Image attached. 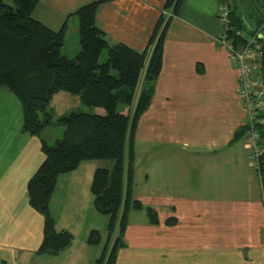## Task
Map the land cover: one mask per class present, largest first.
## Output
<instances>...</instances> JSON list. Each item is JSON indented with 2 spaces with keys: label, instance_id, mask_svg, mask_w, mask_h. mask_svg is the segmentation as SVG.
<instances>
[{
  "label": "crops",
  "instance_id": "crops-1",
  "mask_svg": "<svg viewBox=\"0 0 264 264\" xmlns=\"http://www.w3.org/2000/svg\"><path fill=\"white\" fill-rule=\"evenodd\" d=\"M95 1H100L95 11V25L105 34L108 45L122 43L138 52L146 48L157 20L167 11L164 9L167 0H39L32 17L55 31L65 25L66 35L70 22L74 23L75 30L78 26L75 11ZM218 7L219 0H182L165 34L162 65L155 83L152 106L155 103H166L169 107L181 104L191 96L189 90L192 87L201 89V96L208 92L216 95L220 89L222 94L226 87L232 89L235 69L227 51L219 47L216 41L221 31ZM67 46L64 40L61 51L69 57L79 51L76 36L74 45ZM191 100L186 103L191 104ZM15 102L14 114L19 117L16 124L21 127L23 111L20 102ZM185 111L191 112L192 109L186 108ZM145 115L148 118L149 111ZM187 116L185 119L191 117ZM18 135L28 141L24 153L12 163L0 158V264H96L107 237L100 253L96 249H89L88 246L96 248L94 245L85 243H71L55 254L40 250L44 218L29 205L26 185L45 156L39 138L31 137L21 129ZM97 167L89 168L87 165L86 180L89 186ZM78 168L57 177L49 202L54 227L57 231L65 230L74 236L73 228L86 222L83 233L98 230L101 240V231L104 227L107 229V220L98 217L94 205V211L86 209L89 213L78 211L76 214L62 210V200L66 199L67 193H79L84 186L78 176L71 175ZM154 178L151 176L147 186L143 184L136 161L133 198L144 207L154 209L159 223L150 224L142 209L131 210L123 237L125 245L117 251L114 264H264L263 243H218L221 238L217 235H214L215 243L203 240V227L199 221L201 212L194 211L191 217L187 215L189 211L186 212L176 203L169 207L173 201L171 199L185 198V186L177 193L162 189V196L151 198L153 186L150 183ZM180 190H183V194ZM213 190L215 199L216 188ZM65 213L69 218L74 216L72 222L75 224L67 222L62 215ZM6 215H11V218ZM168 217H175L176 223L166 225ZM249 229L250 225L247 224L246 231Z\"/></svg>",
  "mask_w": 264,
  "mask_h": 264
},
{
  "label": "trees",
  "instance_id": "trees-1",
  "mask_svg": "<svg viewBox=\"0 0 264 264\" xmlns=\"http://www.w3.org/2000/svg\"><path fill=\"white\" fill-rule=\"evenodd\" d=\"M38 1L0 0V88L19 100L22 130L40 137L45 156L27 183L28 202L44 218L40 250L58 253L72 238L68 231L55 229L49 210L59 174L73 170L84 160H109L110 166L95 168L90 188L95 209L107 216L108 239L96 264H114L117 251L125 245L123 237L131 210L145 209L151 223L159 222L154 209L145 208L133 198L134 139L137 120L153 97L166 31L182 0L166 1L164 9L173 5L174 15L165 21L161 14L142 52L122 43L108 45L94 21L100 1L79 7L74 14L79 20L80 48L71 57L61 51L66 26L55 31L32 17ZM229 18L228 25L235 32L249 30L233 9ZM258 22L261 25L262 21ZM259 41L264 65V38ZM104 50L106 58L100 63ZM139 85L140 91L136 93ZM59 91L77 95L94 110L71 111L59 118L58 123L64 127L62 136L49 145L41 134L52 122L47 108ZM245 127L235 132L234 139ZM262 186L264 190V179ZM174 223L175 218L166 219V224ZM88 241L99 243L98 230L89 232Z\"/></svg>",
  "mask_w": 264,
  "mask_h": 264
},
{
  "label": "rangeland",
  "instance_id": "rangeland-1",
  "mask_svg": "<svg viewBox=\"0 0 264 264\" xmlns=\"http://www.w3.org/2000/svg\"><path fill=\"white\" fill-rule=\"evenodd\" d=\"M229 2L231 9L235 10L245 27L255 28L263 25L255 19V14L258 13L259 7L263 6L264 0H229ZM166 10L163 15L165 20L167 16L170 18L174 15L173 5ZM217 18L222 26L219 7ZM75 21L78 25L77 17ZM73 26L74 23L70 22L65 35L67 47L74 45L75 36L79 42L78 26L76 30ZM260 32L264 36V28ZM225 50L227 51L226 47ZM105 58L106 50L102 52L99 62H104ZM229 58H231L230 54ZM231 63L235 69H233L235 71L233 87L232 89L226 87L222 94L220 89L216 95L208 92L201 96L199 95L201 89L192 87L189 90V95L192 97L188 96V99L181 104H173L169 107L166 103H155L152 106L151 100L150 110L148 107L142 112L136 123L134 171L137 161L143 184L146 186L151 182V176L155 177L152 184L150 183L151 187L153 186L151 198L162 196V189L177 193L181 187L185 186V198L171 199L173 201L170 202L169 207L176 203L180 208L184 207L186 212L189 211L187 215L191 217L192 212H201V219H198L203 227V240L207 243H215L214 235L221 238L218 243H263L264 157L263 166L260 164V158L264 152V131H262L264 125L262 127L258 119L264 120V117L257 116L255 106L252 103L247 104V99L245 100L242 96L243 91L239 92V73L234 63ZM139 91L140 85L136 93ZM206 95H208L207 104L205 103ZM190 99L192 103H186ZM15 101L19 102L14 94L0 88V158L10 163L24 153L28 143L26 139L24 141V138L18 135V130L24 131L22 126L17 127L16 124L19 117L14 114L16 109L13 102ZM90 108L84 105L77 95L64 91L55 93L47 108L52 116V122L42 132V138L52 145L61 138L63 133L64 127L58 123L59 118L71 111L86 113ZM186 108L192 111L186 112ZM146 111H149L148 118L145 115ZM187 115L191 117L185 119ZM243 125L246 126L245 131L234 139L235 132ZM36 137L40 140L39 136ZM110 162L95 159L81 161L79 168L71 175L78 176L79 182L82 181L84 186L79 193L71 191L67 193L66 199L62 200V210L76 212V214L78 211L86 212V209L90 212L94 211L91 188L86 180L87 165L89 168L110 166ZM213 188H216L215 199H213L215 196ZM180 192L183 194V190ZM146 193L149 194L147 190ZM142 210L145 211V209ZM65 214L62 215L67 222L75 224L72 222L74 216L69 218L68 213ZM97 215L107 220V216L98 212ZM145 215L150 224L159 223H151L148 215ZM6 217L11 218V215ZM176 221L175 219V223ZM247 224L250 225L249 231H246ZM85 226L87 227L86 222L76 229L73 228L74 236L71 233L73 238L65 248L71 243H85L94 245L96 248L88 246L89 249H96L100 253L106 237L108 238L106 227L101 231V240L97 246L88 241L89 233H83L86 231ZM112 240L113 237L109 241L110 245Z\"/></svg>",
  "mask_w": 264,
  "mask_h": 264
},
{
  "label": "built area",
  "instance_id": "built-area-1",
  "mask_svg": "<svg viewBox=\"0 0 264 264\" xmlns=\"http://www.w3.org/2000/svg\"><path fill=\"white\" fill-rule=\"evenodd\" d=\"M219 9L220 20L225 26L222 27L220 36L216 38L217 44L219 47L227 48L231 56L230 60L236 66L239 73L238 89L239 92L240 90L243 91L244 94L241 95L245 100L247 99L246 103H252L255 106L254 110H256L257 116L264 117V65L259 29H249L248 31L236 29L235 32L234 28L228 25L231 11L229 0H220ZM167 19H169L168 16ZM239 37H242L243 42ZM258 122L263 127L264 120L258 119ZM262 131H264V127ZM262 237L264 246V232Z\"/></svg>",
  "mask_w": 264,
  "mask_h": 264
},
{
  "label": "flooded vegetation",
  "instance_id": "flooded-vegetation-1",
  "mask_svg": "<svg viewBox=\"0 0 264 264\" xmlns=\"http://www.w3.org/2000/svg\"><path fill=\"white\" fill-rule=\"evenodd\" d=\"M255 19L258 21V20H262V23H263V25L262 26H260V27H255V28H257V29H259V36H261L260 38L261 39H263L264 38V36L263 35H261V29H263L264 28V4H263V6H261V7H259V9H258V13H256L255 14ZM261 23V24H262ZM249 29H254V28H249ZM263 150H264V148H263ZM264 157V152H263V154L261 155V157ZM261 159V158H260ZM262 163H263V158H262Z\"/></svg>",
  "mask_w": 264,
  "mask_h": 264
},
{
  "label": "water",
  "instance_id": "water-1",
  "mask_svg": "<svg viewBox=\"0 0 264 264\" xmlns=\"http://www.w3.org/2000/svg\"><path fill=\"white\" fill-rule=\"evenodd\" d=\"M263 75H264V69H263Z\"/></svg>",
  "mask_w": 264,
  "mask_h": 264
},
{
  "label": "bare ground",
  "instance_id": "bare-ground-1",
  "mask_svg": "<svg viewBox=\"0 0 264 264\" xmlns=\"http://www.w3.org/2000/svg\"><path fill=\"white\" fill-rule=\"evenodd\" d=\"M261 37V36H260Z\"/></svg>",
  "mask_w": 264,
  "mask_h": 264
}]
</instances>
